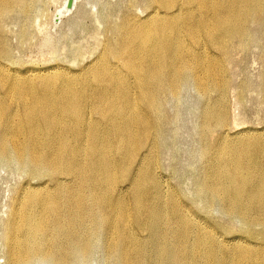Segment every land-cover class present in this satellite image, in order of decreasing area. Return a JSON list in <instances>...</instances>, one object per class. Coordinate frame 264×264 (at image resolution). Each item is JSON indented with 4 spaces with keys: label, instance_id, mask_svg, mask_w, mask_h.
Here are the masks:
<instances>
[{
    "label": "bare ground",
    "instance_id": "6f19581e",
    "mask_svg": "<svg viewBox=\"0 0 264 264\" xmlns=\"http://www.w3.org/2000/svg\"><path fill=\"white\" fill-rule=\"evenodd\" d=\"M33 1L0 0V23L22 2L28 15ZM148 3L144 17H121L94 58L78 69L22 70L0 63V163L53 181L20 191L14 200L4 231L7 264L41 258L72 264L93 250L103 226L107 249L121 264H264V229L255 231L264 228L262 134L229 140L226 132L204 146L200 192L243 221L233 241L198 221L156 172L169 130L166 104L179 98L187 80L206 100L201 136L216 131L213 124L227 123V63L253 38V25L264 28V0ZM5 42L0 36V59L6 60ZM212 92L217 97L210 100ZM143 228L149 235L136 233Z\"/></svg>",
    "mask_w": 264,
    "mask_h": 264
},
{
    "label": "rangeland",
    "instance_id": "374dc122",
    "mask_svg": "<svg viewBox=\"0 0 264 264\" xmlns=\"http://www.w3.org/2000/svg\"><path fill=\"white\" fill-rule=\"evenodd\" d=\"M22 4L25 7L24 2L17 4V8L14 7L15 9H13L12 13H9V16L8 14L5 15L0 23V36L4 42L6 41L5 43L8 45L7 47L10 51L9 59H0V63L22 70L29 68L40 70L56 65L72 70L78 69L94 58L96 49L99 46L98 44L107 39L110 28L113 25H117L121 17L127 13H132L142 18L150 10L147 7L149 6L148 0H34L32 6L29 8L28 15H24L22 13L24 7H20ZM144 5L145 7H143ZM23 17L27 18L24 19ZM253 26L251 27L253 38L249 40L245 46L246 48H236L237 54L233 51L234 54L230 57L231 61L227 63V74L230 81L225 93L227 94L225 98H227L224 99V101L226 100L224 102L227 106L226 109H228L227 123L218 127L213 124L211 127L215 128L216 126V131L215 129H211L206 137L203 136V133L201 136V132H203L201 129L203 127L202 115L200 113L203 112L206 100L195 89L194 82L191 79L187 80L181 86L179 98L177 100L169 99L166 104L168 106V109L166 108L168 110L166 111L168 114L167 122L169 121L166 129L169 128V130L167 129L164 132L161 153L159 154L161 160L159 159V166L156 169L158 176L160 174L159 180L163 182L166 189L169 188V190H175L178 193V199L184 208L186 210L188 208L187 211L192 213L198 221L210 223L209 225L216 228L219 232L220 239L227 242L233 241L237 236H241L242 233L240 231L243 229V221L226 211L223 203L220 204V201H215V205L214 202H210L200 192V184L204 178L207 163L205 161L207 160V154L204 153L206 152V147L204 148V146L216 144L223 133L226 132L230 135L228 138L232 137L229 140H235V137L243 134H249L248 136H255L257 134L259 136L262 134L261 136L264 137V105H262L264 104V71H262L264 70V28L261 25H258V27L257 25ZM3 32L5 34H2ZM261 57H263L262 60ZM237 61L239 64L242 62L240 66ZM261 74L263 78H261ZM245 80L246 82L244 83ZM0 89L2 93V88ZM216 97L217 94L215 92L210 94V100ZM169 115L172 119L168 117ZM173 120L175 123H173ZM233 135H235L234 138ZM11 164L10 162L6 163V161H1L0 163V264H7L5 252L3 251L5 249L4 235H6L4 231L10 221L12 204L21 193L20 191L24 192L33 186L47 185L51 187L53 185V181L45 176V174L39 175L30 170L24 171L20 166L14 163L13 165ZM220 207L226 212L221 210ZM260 227L262 226L255 227V231L258 233L263 232L264 228ZM137 230L142 231H138V233ZM137 230L136 233L140 236L144 235L143 237H145L149 235V231L145 228ZM94 240V245H92L93 250L91 248V251L84 258L78 256L79 260L76 262V258L72 264H121L115 255H111L107 249L108 241L104 226L95 236ZM47 260L49 259L41 258V260L35 261L32 264H50Z\"/></svg>",
    "mask_w": 264,
    "mask_h": 264
}]
</instances>
